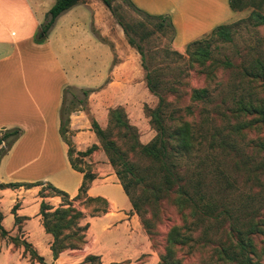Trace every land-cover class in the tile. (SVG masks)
Instances as JSON below:
<instances>
[{"label": "crops", "instance_id": "obj_1", "mask_svg": "<svg viewBox=\"0 0 264 264\" xmlns=\"http://www.w3.org/2000/svg\"><path fill=\"white\" fill-rule=\"evenodd\" d=\"M132 1L150 14L171 17L177 50L210 32L228 17L230 9L229 0H155L150 7ZM56 2L0 0V137L11 129L23 132L4 155L6 144L0 146V216L7 232L2 237L0 231V264H41L32 260L23 242L30 244L44 264H79L85 252L100 257L103 264H137L152 253L151 244L101 150L83 158L90 164L83 168L94 175L87 196L104 199L108 208L85 219L89 224L85 249L65 251L57 259L53 256L54 238L44 226L42 204L46 212L64 207L65 197L54 190L66 193L72 201L85 176L72 168L69 145L60 133L65 89L92 90L90 100L107 101L105 112L111 107L108 102L116 104V98H124L121 105H125L127 98L136 102L148 95L141 56L129 45L124 31L104 23L83 4L62 14L48 34L41 36ZM80 62L94 66L90 75L82 76L75 69ZM68 138L76 157L99 146L83 109L72 112ZM74 179L73 188L67 189L68 181Z\"/></svg>", "mask_w": 264, "mask_h": 264}, {"label": "rangeland", "instance_id": "obj_2", "mask_svg": "<svg viewBox=\"0 0 264 264\" xmlns=\"http://www.w3.org/2000/svg\"><path fill=\"white\" fill-rule=\"evenodd\" d=\"M130 1L136 6L132 0ZM140 1L150 7L155 0ZM111 2L113 11H110L101 0H83L81 4L94 16L98 14L104 23L115 25L119 30H123L120 22L138 29V34L133 37L145 52L144 64L148 72L152 74L158 92L164 98V103L160 106L159 96L148 89V95L135 98L136 102L134 98H127L125 105H121V102L125 101L124 98H116V104H111L112 102L109 101L108 104L111 107L108 112H105L107 101L100 97L90 100L89 96L81 107L77 103L70 107L73 111L83 109L86 112L94 133V122L103 130L104 139L95 133L99 142L97 150L106 154L116 175L117 171L122 170L123 167L112 163L104 145L109 142L113 144L117 152L128 162L130 172L126 174L125 183L128 184L131 194L129 199L134 213L138 215L142 228L149 238L152 252L140 258L137 264H159L169 248L174 253L173 259L181 264H225L226 262L219 259L218 245L226 241L229 221H215L203 216L196 212L190 203L183 204L175 192L181 185L192 194L193 183L201 174L206 177L203 192H212L213 188L216 191L223 190L215 195L220 205L234 209L244 206L251 208L259 204L260 196H264V175L259 177L262 186L256 185L254 180L245 174L242 167L243 162L249 163L250 166L260 163L261 156L256 157L249 148L244 151V146L251 140L262 138L264 133L256 130L248 134L245 140L242 136H234V141L228 140L234 144L235 151L228 156H219L214 160L215 166L209 152L212 134L220 131L216 138L221 140L222 129L226 127L228 119L233 123L241 119L232 117L231 110L239 107L237 102L242 97L248 99V96L252 94L264 104V90L261 82L250 80V77L245 75V72L252 68L258 71V62L264 64V23L256 25L258 22L252 19L254 13H259L264 18V0H244L246 6L239 12H231L228 7V17L214 28L231 24L233 40L224 42L217 38H210L211 53L208 58L192 56L186 53V47L181 50L175 49L172 43V30L166 27L164 32L160 31L157 22L147 19L142 13L129 6L126 0H111ZM140 10L150 14L145 9ZM174 29L176 35L175 26ZM210 32L189 43L201 40ZM142 36H145V40L141 39ZM194 49L192 50L195 51ZM134 50L138 53L135 48ZM75 69L80 75L88 76L92 73L94 66L80 62ZM146 73L147 71L144 70L145 76ZM81 83L85 84V82ZM84 87L91 86L86 84ZM203 89L208 90L207 97L202 100L196 99L195 91ZM78 96L80 99L83 98L81 93ZM71 99L72 96H69L68 101ZM257 103L258 101L255 104ZM92 107L96 112L92 113ZM157 116L166 131L164 138L171 145H177L174 133L183 124L188 123L195 134L202 133L198 141L204 143L203 151L194 150L187 157L188 155H183L180 148L175 150L169 148L168 158L164 163L144 153L142 148L152 144L159 137L160 131L155 118ZM112 154L116 157L115 153ZM207 154L209 157L206 156ZM177 157H179L178 160ZM201 157H205L204 165L200 164ZM83 158L85 157H73L77 166L81 164L80 168L85 169L83 166H86L88 169L90 164ZM172 164L176 167H172ZM216 165L225 177L224 183L223 180L221 182L222 185H216L214 176L209 174ZM167 168H171V172L179 175L183 180L178 181L175 175L170 177ZM118 179L122 183L119 177ZM168 181L172 184H167ZM74 182L75 179L68 181L67 189L71 190ZM150 184H160L169 191L160 193L159 200L154 202L155 196L149 189ZM260 192H262L261 195H259ZM88 199V196H81L72 201L64 200L65 204L71 203L72 207L81 212L84 217L68 220L69 225L66 228H59L55 233L61 241L58 248L63 247L61 253L72 251L76 246L79 249H85L89 244V224L85 219L98 215L106 209V206ZM207 201L206 199L205 202ZM134 202L139 205V210L134 207ZM145 222L151 224L152 228L148 229ZM52 223L57 224L58 221L52 220ZM174 228H179L181 234L191 236V240L183 245H171L168 239ZM150 232L153 233V237ZM53 238L55 240L54 236ZM256 238L258 250L264 251V236L259 235ZM262 255V264H264V253ZM92 256L97 258L90 259ZM32 260L37 261L34 257ZM79 264H103V262L100 257L85 252V257Z\"/></svg>", "mask_w": 264, "mask_h": 264}, {"label": "trees", "instance_id": "obj_3", "mask_svg": "<svg viewBox=\"0 0 264 264\" xmlns=\"http://www.w3.org/2000/svg\"><path fill=\"white\" fill-rule=\"evenodd\" d=\"M82 1L83 0H57L56 4L47 14L46 22L42 26L41 36L47 35L48 32L51 30V28L54 26L56 20L62 14L76 7L77 5L82 3ZM101 1L110 11H113L111 0H101ZM126 1L128 2L129 6L134 8L136 11L142 13L147 19L157 22L160 31L164 32L165 28L169 27L172 30V43H173V40L175 38V29L172 24L171 18L168 15H150L138 9L130 0H126ZM229 5H230V9L233 12H239L242 9H244V7L246 6L244 0H229ZM252 19H255L258 22V24L256 25H262L264 23V18L259 13H254ZM120 25L123 28L124 34L127 38L129 45L135 48L138 51V53L141 55L142 67L144 68V70L147 71L145 76L147 87L152 93H155L156 95L159 96L160 106H161L164 103V98L159 94L157 89L158 87L155 85L154 82V78L152 74L148 72L147 66H145L144 64L145 52L142 46L139 45L136 39L133 37L138 34L137 32L138 29H136V27L133 28L131 25H125L124 23L121 22ZM210 38L211 39L217 38L219 40H223L224 42H231L233 40L232 25L231 24L220 25L214 28L210 33L205 35V37L202 38L201 40H197L189 43L186 46V53H189L192 56H197V57H203V58L210 57V53H211ZM141 39L145 40V36H142ZM193 48H195L194 49L195 51L192 50ZM258 65H259L258 71L255 70V68H252L250 71L247 70L245 72V75L247 77H250V80H259L264 90V64L258 62ZM79 93L82 94L83 96L82 99L78 98ZM79 93L73 91L71 87L65 89L63 104L61 108V127H60V133L62 137L65 140V142L69 145V158L72 168L76 171L85 173L84 182L76 198H80L81 196L87 197L88 183L94 178V175L90 174L89 172H85L84 169L77 166V163L73 159L74 155L76 154V151L72 145V142L68 138V127L70 124V116L73 112L70 106L77 103L81 107L82 104H84L85 102L84 100L87 99L92 93V90H80ZM194 94L196 99L202 100L207 97L208 90L203 89L200 91H195ZM69 96H72V99L70 101H68ZM257 101L258 103L255 104ZM237 105H239V107L236 110H231V114L232 117L237 119L241 118V119L235 123L231 122L228 119L226 123V127L222 129L223 137L220 138L221 140H219V138H216V135L221 133L220 131L216 132V134H212L213 139L209 146L210 149L209 152H211V157L213 158V161L217 159L219 156H228L230 153H233L235 151L234 144L232 142H228V140L234 141L235 140L234 136H242V139L245 140L248 134H251L256 130H258L260 133H264L263 101L257 100L256 98L253 97L252 94H250L248 96V99L242 97L237 102ZM155 118L160 134L159 137L156 139V141L142 148L144 153L164 163L167 161L169 148L171 150L180 148V151H182L183 155L185 156L188 155L187 157H189L194 150H197L199 152L203 151L204 143L202 141H198V139L202 136V133L195 134L188 123L183 124L179 128V130L174 133L175 139H177V145L173 146L168 142V140H166V138H164L166 131L164 130V126L161 124L160 118L158 116ZM93 125L96 135L101 139H104L105 134L103 130L98 126L96 122H94ZM22 134H23L22 130L18 128L7 130L3 133V135L0 137V146L3 143H5L7 149L6 151L2 152V155H4L7 151H9L13 147V145L22 136ZM158 144H160L161 146L158 147L157 146ZM104 148L111 157L112 163L115 166L121 165L123 167L122 170L117 171V175L122 181L121 184L124 188V191L130 198L131 194L128 188V184L125 183V179H127L126 174L130 172L128 162L125 160L124 156H122L121 154H119V152H117L114 145L111 144L110 142L106 143L104 145ZM248 148L252 150V152L255 154L256 157L261 156L260 158L262 159L260 163L255 166H250L249 163L243 162L242 163L243 170L247 176L251 177L252 180H254L256 185L262 186L259 177L261 175H264V135L262 136V138L247 142L244 146V151H246ZM97 149L98 147L94 145L85 152L77 153L78 155L77 157L79 156L88 157ZM112 153H115L116 157H113ZM206 156L209 157V154H207ZM205 157L204 158L201 157L199 159L200 164L204 165L206 163ZM178 159L179 157H177V160ZM213 165L215 166V161L213 162ZM172 167H176V165L172 164ZM167 171L169 172L170 177L175 175L176 176L175 178L178 181L183 180V178L180 177L179 175L172 173L171 168L170 169L167 168ZM209 174H212L214 176V180L217 183L216 185L221 184L222 180L224 183L225 177L222 171H220L218 165H216V167L213 168V170H211ZM205 178L206 177H203V175L199 174V177L193 183L192 194L190 191L185 190L184 187L180 185L177 191L175 192L177 198L183 204L190 203L196 212L201 213L205 217H210L215 221H219V220L229 221V224L227 226L228 230H227L226 241L218 245L220 249L219 259L221 261L226 262L225 264H262V259H263L262 254L264 253V251L258 250L257 245L255 243L256 241L255 239H257L256 237L259 235L264 236V196H260L259 199L260 206L259 204H257V206L252 205L253 207L251 208L249 206L248 207L244 206L242 208L234 209L224 205H220V203H218L217 199L215 198V195L221 193L223 190L216 191L213 188L212 192L211 191L203 192L204 190L203 183ZM166 183L172 184L170 181ZM149 189L152 192V195L155 196L154 202H157L159 200L160 193L162 192L167 193L169 191L168 188L164 189L160 184L158 185L150 184ZM54 191L56 193L63 195L65 197L64 199L65 201L69 199V196L66 193L58 190H54ZM262 192H260L259 195H261ZM206 199L208 200L207 202H205ZM88 200L92 202L105 204L106 209L103 210L102 212H105L108 208V203L102 198H89ZM65 205L64 207L57 208L53 212H46L48 208L42 204L44 226L46 228V231L55 237L52 246L54 258H57L63 250V247L61 249L58 248V244L61 243V241L59 240L58 235L55 234L57 230L59 228H66L69 225V222H67L68 220H72L75 217L76 218L84 217V215L81 212H79L78 210L72 207L71 203H67ZM134 207L139 210V205L136 202H134ZM52 220H57L58 223L53 224ZM145 223L148 229L152 228L151 224H149L148 222ZM0 231L2 237L7 236V232L4 230V228L1 225V216H0ZM150 235L153 237L152 232H150ZM168 240L169 243H171V245L173 246L183 245L189 240H191V236L186 234H181L179 228H174L170 232ZM14 242L16 244L21 243L19 242V240L16 239H14ZM23 245L25 246L26 250L30 252L31 256L36 258L39 263L41 264L45 263L44 259L42 257H39L37 253L32 250L30 244L23 242ZM77 249L79 248L76 246L74 250ZM173 257H174V253L169 248L167 249V254L165 256H162L159 264H181L178 260L176 259L174 260ZM95 258L97 257H93V256L90 257V259H95Z\"/></svg>", "mask_w": 264, "mask_h": 264}]
</instances>
